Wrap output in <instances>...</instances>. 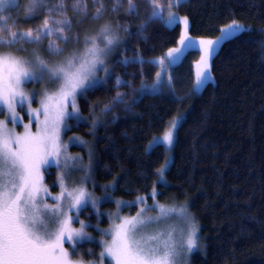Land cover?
I'll list each match as a JSON object with an SVG mask.
<instances>
[{
  "label": "trees",
  "instance_id": "1",
  "mask_svg": "<svg viewBox=\"0 0 264 264\" xmlns=\"http://www.w3.org/2000/svg\"><path fill=\"white\" fill-rule=\"evenodd\" d=\"M18 2L10 13L13 30L35 29L48 18L42 8L26 20L28 0ZM133 2L135 11L128 0H83L74 10V0H65L67 10L53 12L71 22L64 33L74 41L64 50L72 43L76 53L92 43L103 48L104 37L115 49L105 83L78 98L82 118L66 132L91 145V187L100 198L95 209L80 214L94 238L76 252L86 261L98 256L94 229L107 225L102 215L114 209L113 202L134 201V209L136 200L153 197L157 206H175L197 227L188 264H264V0H181L172 7L169 13L187 18L193 39H212L233 22L247 29L221 41L211 57L210 80L198 93L193 91L195 51L168 68L171 89L145 91L143 85L152 84L158 73L151 61L166 59L181 31L178 24L168 27L153 17L150 0ZM54 3L50 0L49 7ZM39 55L47 58L44 48ZM177 118L182 119L160 184L167 154L154 140ZM54 174L55 168L48 169L45 184L55 192Z\"/></svg>",
  "mask_w": 264,
  "mask_h": 264
},
{
  "label": "snow or ice",
  "instance_id": "2",
  "mask_svg": "<svg viewBox=\"0 0 264 264\" xmlns=\"http://www.w3.org/2000/svg\"><path fill=\"white\" fill-rule=\"evenodd\" d=\"M179 4L181 0H174ZM83 0H74L73 9L79 8ZM154 11L153 17L159 16L155 11V0H151ZM50 0H28L25 6V19L30 20L42 8H47V17L42 26L26 31L13 30L15 21L9 24L11 17L4 15L6 10H15L20 7L18 0H0V47H12L21 42H36L42 38H48L58 34L59 39L67 40L63 35L65 25L70 29L71 22L66 17L55 19L53 12L62 14L66 11L65 0H55L49 7ZM129 9L135 11L133 0H128ZM100 9H97L99 15ZM51 20V26H50ZM178 18L170 13L168 24L175 25ZM185 30L188 27V20L184 18ZM104 32L107 31L105 28ZM247 31L244 26L233 22L221 29L220 36L216 40L202 41L205 46L204 69L197 73L194 92L203 85L209 78L210 65L208 60L216 46L221 41L227 42L236 38L241 32ZM107 45H112L113 40L105 37ZM187 36L181 38L184 47L189 46ZM49 48L59 52L60 49L50 42ZM102 49L93 47L89 50L91 55L97 57ZM182 48L173 49L168 53L170 62L179 59ZM33 66H28L23 59L17 58L12 53H0V105H6L9 117L13 124H16L18 116L15 108L17 97L22 105L28 96L21 90L26 81L43 78L49 75L51 79L63 80L61 95L63 98L72 96L74 98L77 89L83 91L86 88L85 81L89 79L88 73L95 68V62L91 63V68L82 63L75 71H70L73 61L69 60L66 67L48 68L45 60L38 55L34 57ZM103 63V61H99ZM160 63L163 65V61ZM33 67L39 71V77L33 71ZM161 73H157L159 78ZM122 83L117 80V84ZM126 83V82H124ZM51 99V97H49ZM120 94H117L119 102ZM45 120L42 126L34 134L28 126H25L24 135H16L7 129V121H0V264H82V261H73L78 242L88 238L84 231L85 224L80 223L79 229H74L71 224L75 217L69 216L64 209L57 205L54 208L45 205V210L37 207L36 194L41 190L39 182V168L49 165L54 161L48 157H58L61 145L59 143V125L63 123L65 117L72 115L66 111H60L54 120L48 118V107L44 105ZM76 111L75 104L72 105ZM37 112L39 110H36ZM182 118H177L172 122L171 129L164 136V141L168 145L173 143V130L176 129ZM58 163V161H55ZM63 183V177H61ZM71 203L69 210H79L87 203L86 193L80 189L74 193H69ZM169 212L176 211L169 209ZM181 211H183L181 209ZM143 212V209L141 210ZM165 209L161 208L163 214ZM153 219L143 218L140 213L136 217L125 219L121 224L115 226L112 242L105 244L104 250L100 253V264H104L105 257L114 264H173V257L176 254L175 244L172 234L169 231L165 234L156 231L153 235H148L145 229L150 226ZM195 228L189 235L187 244L189 250L196 246ZM90 239V238H89ZM67 241L72 248L70 253L64 248Z\"/></svg>",
  "mask_w": 264,
  "mask_h": 264
},
{
  "label": "rangeland",
  "instance_id": "3",
  "mask_svg": "<svg viewBox=\"0 0 264 264\" xmlns=\"http://www.w3.org/2000/svg\"><path fill=\"white\" fill-rule=\"evenodd\" d=\"M155 3V11L159 13V16L156 17L159 18L161 21L165 22L166 26L171 27L172 25L168 24L170 14L169 12L172 7L176 5V3L174 2V0H155ZM151 5L152 10L154 11L153 4ZM10 13H14V10H6L4 15L10 16ZM55 19L63 18L57 17ZM14 20L15 18L13 19V21ZM178 20L179 22L177 24L180 26L181 35L178 41V45L174 49L182 48V52L179 54V59L175 62H170L169 57L167 55L166 59L152 60L151 62L158 67V73H161V76L158 78L156 75L155 80L152 84L143 85V88L146 92L154 93L163 89L168 90V88H170L171 86V79L169 76L170 71L168 70V68L173 65L179 64L182 61L185 53L189 51L196 52V59L193 62L195 85L197 73L204 69V61L202 60V58L205 56V46L202 45L201 42L216 40L220 36L219 34L218 36L212 39H193L187 35L183 24L184 19L178 18ZM51 23L52 22L50 20V26ZM42 24L39 25L37 28L42 26ZM63 35H65V33ZM66 36L68 37L67 40L59 39L57 34L48 38H42L38 43L21 42L17 43L12 47H0V53H9V50L13 49L15 50V52L18 53V55L14 56L26 61L28 66H33L35 63L34 57L38 55L40 58H42L39 55V52L41 51V48H44L47 58L42 59L45 60L48 65V68L51 69L55 67H66L68 61L72 60L73 67L70 69V71H75L80 67L82 63L87 64L88 67L91 68V63L95 62V68L89 71V79L85 81L86 88L83 91L77 89L74 98L72 96H68L65 99L61 95V88L63 86L62 79L54 80L51 79L49 75H44L43 78L26 81L22 85L21 90L25 93L26 96L29 97V99L21 105L19 103L20 98L17 97L15 112L18 116V120L16 124H13L11 122L6 105H0V121H7V129L10 130V132L15 133L16 135H24L26 131L25 126H28L30 131L35 134L38 131L39 127L42 126V122L45 120L44 107L42 106V102L48 107V118L50 121L54 120L60 111H66L72 114L70 116L65 117L63 123L59 125V143L61 145L60 155L58 157H48V159L54 162L50 163L49 165L42 164L39 168V176L41 177L39 187L41 190L36 194L37 207L41 210V212H43L45 210V205H48L51 208H54L57 205L61 206L69 216L75 217V220L71 224V227L74 229H79L80 223L77 221L83 222L85 224L84 231L87 233L88 238H90L91 240L92 238H94V234H92V237L89 235V225L80 219V214L85 208L90 207L95 209L98 204L97 202L100 200V198L94 197L91 187L92 176L90 175V172H92L93 169L92 147L90 144L88 145L86 141L80 139V137L72 135L66 137V132L72 126H76V121H79L82 118L77 105L78 98L83 96L88 89H92L96 86L103 85L105 83L106 77L110 74L108 64L110 59L112 58V55L115 52V49L110 45H106L107 41L104 37L103 44H105L106 46L104 45L105 47L103 48L97 42L98 44L92 43L91 45L85 47L86 49H84V51H79L78 53H76L77 45L72 43L71 45L68 44L70 46H68V48H65L66 50H64V46L67 44V42H69L70 40L74 41V39H69L70 36ZM184 36H187L188 38V41H186L189 42L188 47H184L181 44V38ZM50 42L54 43L55 46L60 49V51L57 52L50 49ZM94 46L99 49H102V51L99 52L97 57H94L89 52V50L92 49ZM218 46L219 44L216 46V49ZM215 51L213 52V54L215 53ZM211 57L208 60L209 65ZM161 60L164 62L163 65L160 63ZM99 61H103V63H100ZM33 71H35L37 76L39 77V71L34 67ZM208 76L209 78L205 80L203 85L200 86V88L196 90L195 93H198L204 87L206 82L210 80V71L208 73ZM117 80L115 81L116 84ZM49 97H51V99H49ZM73 104H75L76 107L75 112L73 111ZM36 110L39 111L37 112ZM108 110L109 109H107V111ZM171 125L162 137L154 140V142L161 143L164 146L167 154L166 160L163 164L164 166L159 174L158 182L160 184L164 183L163 174L166 171L172 157L171 154L173 143L171 145H168L167 142L164 141V136L171 129ZM175 131L176 129L173 130V142L175 137ZM73 148L76 150L73 151ZM55 161H58V163ZM50 168L56 169V175L54 174L53 180L55 183L52 184V187L56 190L55 192L51 191V189L45 184V174H47V171ZM61 177H63V183H61ZM80 189H83V191L86 193L85 198L87 200V203L82 206L79 210H69V204L72 202L69 193H74ZM153 193L155 195V192ZM149 198V200H147L146 198L136 200V206L134 207V209V201L113 202L115 206L114 209L109 212L105 211L102 215V218L107 220V225L103 228V230H99L98 228L94 229V231L99 234V237L96 238V240L98 241V256L95 259H89L88 261H86L82 259V256L78 251L75 253V255L71 256V259L73 261H82V264H100V253L104 250V246L106 243L110 244L112 242L115 226L121 224L125 219L136 217L137 213H140L141 217L145 219L149 217H160L159 220L153 219L150 223V226L145 229V232L148 235H153L156 231H162L165 234L170 231L172 234L173 243L175 244L176 248V254L173 257V264H188L191 254L195 250L196 246L189 250L187 240L189 235L192 233L193 228H195L196 232L194 239L197 243V227H195L191 221L187 223L184 217L182 216L183 213L178 212L175 206L171 205L166 207H159L156 205L153 197ZM161 208L165 209V212L163 214L161 213ZM142 209L143 212H141ZM169 209H175L176 211L169 212ZM88 238H85L83 241L78 242V245H81ZM64 248L67 249L70 253L72 252V248L70 247L67 241H65L64 243ZM90 252L91 251H89L88 253ZM104 264H114V262H110L109 259L105 257Z\"/></svg>",
  "mask_w": 264,
  "mask_h": 264
}]
</instances>
